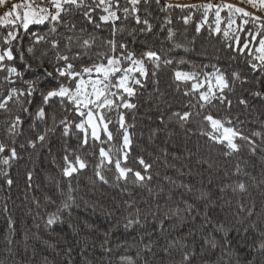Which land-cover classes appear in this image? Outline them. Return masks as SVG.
Here are the masks:
<instances>
[{"label":"trees","instance_id":"1","mask_svg":"<svg viewBox=\"0 0 264 264\" xmlns=\"http://www.w3.org/2000/svg\"><path fill=\"white\" fill-rule=\"evenodd\" d=\"M177 2L211 4L213 8H180L175 7L180 5ZM120 3L121 8L125 6V0ZM169 4L166 0H141L138 15L141 21H148L151 31L145 30L142 22L136 23L133 15L125 20L122 12L118 13L121 19L115 27L122 30L114 37L111 23L100 22L98 13H93L96 19L89 23L81 11L63 16L64 23L55 33L47 22L31 24L27 30L18 27L17 39L11 45L4 39L9 29L0 25V52L11 47L14 56L4 63L21 73L5 80L7 72L0 71V99L11 88L26 89V81H42L39 90L54 86L52 78L44 79L45 70L56 76L55 68L64 64L57 61V54L71 58L83 52L77 37L96 38V46L87 55L71 61L77 71L99 62L96 53L108 51L106 41L113 38L117 53L119 45L126 44L136 58H143L147 51L160 56L159 68L145 58L148 75L136 74L142 82L135 86L136 95L128 98L123 93L135 108L100 110L112 133L111 141H107L103 128L100 140H93L86 124L88 144L82 147L85 134L75 125L87 117H81L70 103L62 106L54 102L45 109L47 119L37 120L39 92L33 94L30 106L26 97L21 98L30 114L22 112L15 98L8 104L9 111L0 109V142L17 151V158L8 165L3 160L9 153H0V264H264V95H253L264 93V72L252 69L248 49L239 50L245 41H251L250 49L256 54L261 36L252 40L247 33L261 31L264 12L247 0H223L220 5L214 0H174L173 7ZM229 4L253 16L232 12L226 7ZM217 7L219 33L215 31ZM184 17L190 20L185 23ZM230 20L235 21L231 28ZM225 31L229 35L225 36ZM237 35L240 45L235 40ZM36 36H45L46 40L37 43ZM69 36L73 37L71 51L65 47ZM53 39L60 41L58 49L52 48ZM29 47L33 48L31 53ZM128 63L124 61L122 66ZM216 69L228 79L231 90L225 89V101L217 98L205 103L199 93L209 87L206 78L215 90L210 74ZM177 71L196 73V79L177 80ZM234 72L245 82H233ZM92 78H96L95 73ZM193 83L204 86L193 91ZM114 99L119 102V96ZM241 99L247 103L241 104ZM184 111L192 115L187 122H180L173 113ZM121 114L131 139L128 160L125 163L122 159L121 167L150 175L151 180L134 181L131 173L127 180H117L114 164H101V147L110 150L115 159L122 145L123 130L118 124ZM15 115H20L23 124L15 135H9L7 129ZM206 115L255 141L256 152L253 154L249 143L239 138L234 141L239 151L229 149L227 141L213 140L207 133L220 137L222 130L213 129L204 119ZM64 117L70 122L68 136L60 123ZM46 130L45 141H37L33 148L29 142ZM66 149L87 164L71 177L63 175ZM138 158L151 168L145 171ZM69 159L74 156L69 155ZM97 171L107 183L99 179ZM8 179L13 181L11 185ZM239 183L245 184V191L237 187ZM50 218L54 223H48ZM185 253L190 254L187 262L183 260Z\"/></svg>","mask_w":264,"mask_h":264},{"label":"snow or ice","instance_id":"2","mask_svg":"<svg viewBox=\"0 0 264 264\" xmlns=\"http://www.w3.org/2000/svg\"><path fill=\"white\" fill-rule=\"evenodd\" d=\"M145 2H147V0H145ZM157 2H159V0H157ZM7 3L8 0H0V7L7 5ZM140 3L141 0H125V6L121 8L120 0H91V2H89V0H41V5L46 6H34V0H21L20 3L12 4L11 7L5 11L4 15L0 17V25H3L9 29L7 36L4 38L5 42L9 45H11L12 41L17 39L18 27H22L24 30H27L31 24L43 25L47 22L52 25L49 30L52 33H55L57 32V26L64 23L62 17L67 16L73 11H81L82 15L88 20L89 23H93L96 19V17L93 16V13H98V20L100 22L104 24H112L113 37L117 31L122 30L115 27L116 22L121 19V16L118 15V13L121 12L125 20L131 14L134 16L136 23L139 24L142 22L147 26L145 30L151 31V25L148 24V21H141L140 16L138 15L140 11L138 5ZM247 3H249L253 8H257L259 11L264 12V0H247ZM168 7H173V5L169 4ZM175 7H204L207 11L208 9L213 8V5H175ZM226 7L234 13H240L242 17L253 16L252 13L246 11L244 8L235 7L231 4L226 5ZM215 16L217 25L215 31L219 33L221 28L219 26L220 9L218 7ZM253 18L255 20H260V17L258 16ZM184 20L185 23H187L190 20V17H184ZM248 22L249 21L247 19L244 20L245 24ZM234 23V20H230L228 27L231 28L232 24ZM97 27H99V24H97ZM259 28L261 31H257L255 35H253L251 31L247 33L248 36L252 38V40H255L257 36H261V38L258 40V47L255 48L256 54L254 55L252 49H250L251 41H245L243 45L239 47V50L243 52L245 49H248V55L252 56V60L250 61L252 69L264 72V36L261 35L262 31H264V23H261ZM242 30L243 29H238V31ZM197 31H199V28H197ZM169 35L171 37V31ZM224 35L227 36L229 33L225 31ZM76 39L79 42V47L83 50V52H78L71 58L68 55L57 54V61H63L64 64L62 67L55 68V72L57 74L56 76H53V73L47 72V70H45L44 79L47 80L48 78H52V80L56 82L54 86L49 85L46 87V90H39L38 84L42 81H26L25 83L28 85L26 89L22 90L11 88L8 95L3 99H0V109L9 111L10 109H8V104L15 98V101L21 104L22 112L30 114L29 107L23 106L25 101H23L21 98L26 97V103L30 106L33 104V94L39 92L40 105L36 108L35 118L37 120L44 121L47 119V113L45 109L50 108L54 102L58 101L62 106L65 103H70L73 105L74 111H77L81 117H87L85 121H81L75 125L76 129L85 134L81 144L83 147L88 144L89 134L88 129L85 127L86 124L91 128L90 135L93 140H100L98 129L101 126L103 131L107 134V141L112 140V133L108 131V123L104 122L105 117L103 114H101L100 110L108 109L111 111L113 109L119 110L120 108H135L136 105L129 102V100L124 97L123 93H126L128 98L135 96V86L142 84L141 79H139L136 74L139 73L140 76L145 78L148 75L144 62L145 58L152 62L156 68H159L160 56L154 51H147L143 53V58H136L135 53L127 51L126 44H120V52L117 53V43L113 38L106 41L108 51L96 53V57L99 62L94 63L89 67H83L77 71L75 70V66L71 61L78 59L82 54L87 55L89 50L96 46V38L89 35V37L86 39H82L80 37H77ZM43 40H46L45 36H36L37 43ZM235 40L237 45H240L238 35L235 37ZM72 43L73 37H66L65 47L69 51H71ZM51 46L54 49H58L60 46V41L53 39L51 41ZM28 51L31 53L33 48L29 47ZM6 59L8 61L14 59L11 47L7 48L3 52H0V71H6L8 74L4 77V79L9 80L13 74L19 77L21 73L17 71L16 67L6 65L4 63ZM21 59H23V54H21ZM89 59H91V57H89ZM124 61L129 62L128 66H122ZM165 63H171V61H165ZM93 73L96 74L95 79L92 78ZM117 73H120L118 77L116 76ZM210 75H212L215 79V90L211 86V81H208L206 78L205 82L209 84V87L206 91L199 93L200 100L205 103H211L213 99L217 98H219L221 101H225L227 99L224 95L225 89L231 90V84L225 75L219 71V69H216L215 72ZM175 76L177 80L187 81L196 79V73H183L177 71ZM85 77H87V79H85ZM61 78L63 79L61 80ZM113 79H115V83H113ZM232 79L233 82L237 80H239L241 83L245 82L241 79L240 74L237 72L232 74ZM203 86L204 85L200 83H193L192 90L198 91ZM113 88L117 91H112ZM120 90H122V93ZM185 94L187 95L188 93ZM253 95L259 97L264 95V93L255 92ZM117 96H119V102L114 99ZM227 103L231 105L230 100H227ZM240 103L246 104L247 102L241 99ZM90 105L92 107H90ZM84 109H87V111L85 112ZM173 115L178 117L180 122H187L190 119L192 113L189 111H184L183 113L175 112ZM51 119L53 120V124H55L56 117L54 114L52 115ZM204 119L211 122L213 129H216L217 131L222 130L220 137H217L212 133H207L213 140H218L220 143L227 141V146L229 149L232 151H239V145L234 142L236 138H239L249 143L251 146L250 151L253 154L256 152L255 141L251 140L248 136L243 135L233 127H225L222 121L214 119L211 115H206ZM97 120L100 122L99 124L96 122ZM60 123L65 125L63 134L68 136L70 131V122L68 121L67 117L61 119ZM228 123L230 124L231 121ZM22 124L23 121L21 120L20 115H15L7 129L9 135H15L18 126ZM118 124L119 128L123 130L122 145L119 149H117L115 159H113V156L110 155V150H106L105 148L101 147L99 149L101 164H103L104 161L109 164H114L119 173L116 177L117 180H127L129 173H131L134 177V181L143 182L146 179L151 180L152 177L150 175L146 177L145 175H142L140 171H134L130 167H121V160L123 159L125 163L128 160L131 139L128 133V128L125 126L124 117L122 114L119 117ZM47 131L48 130H46L45 134L43 135H37L36 141L29 142L33 148L36 147L37 141H45ZM259 135H261V133H253V136ZM6 150L9 155L4 158L3 163L8 165L10 160L17 158V151L15 147H9L5 143L0 142V153H4ZM65 151L66 154L63 157L65 162V167L63 168L64 176L71 177L74 173H77L79 170L87 167L86 162L81 158L80 155L68 153L67 149ZM69 155H73L74 159L70 160ZM138 162L143 166L145 171L151 168V165L146 163L143 158H138ZM100 166L101 165H97L98 168ZM237 172H240L239 167H237ZM4 174L7 175L6 172ZM96 175L102 182H108L99 171H97ZM7 183L11 185L13 181L8 179ZM237 187L241 191L246 190L244 183H239ZM69 189L71 190L70 184ZM65 207H67V205H65ZM48 223L52 224L54 223V220L50 218ZM261 248H264V244H261ZM183 260L185 262L189 261L190 254L185 253Z\"/></svg>","mask_w":264,"mask_h":264},{"label":"built area","instance_id":"3","mask_svg":"<svg viewBox=\"0 0 264 264\" xmlns=\"http://www.w3.org/2000/svg\"><path fill=\"white\" fill-rule=\"evenodd\" d=\"M20 2H21V0H8L7 5L0 7V17H2V16L4 15L5 11H6L8 8H10L12 4H14V3H20ZM167 2H169V1H167ZM169 3H170V4H174L173 1H170ZM190 3H191V2H190ZM214 3H218V4H220V3H222V1H221V0H220V1H219V0H214ZM178 4H179V3H178ZM188 4H189V3H188ZM35 5H41V0H34V6H35ZM180 5H185V3H184V4H180ZM41 6H46V5H41Z\"/></svg>","mask_w":264,"mask_h":264},{"label":"rangeland","instance_id":"4","mask_svg":"<svg viewBox=\"0 0 264 264\" xmlns=\"http://www.w3.org/2000/svg\"><path fill=\"white\" fill-rule=\"evenodd\" d=\"M166 1H173L174 2V0H166ZM220 1V0H219ZM221 1H223V0H221ZM177 3H179V4H184V3H182V2H177ZM227 4L229 3V2H226ZM187 3H185V5H186ZM215 4H218V3H215ZM221 4V3H220ZM220 4H218V5H220ZM217 5V6H218ZM98 124H99V122L98 121H96ZM98 131H99V135L101 134V131H102V126L98 129Z\"/></svg>","mask_w":264,"mask_h":264}]
</instances>
